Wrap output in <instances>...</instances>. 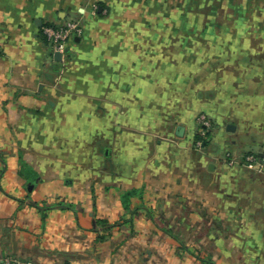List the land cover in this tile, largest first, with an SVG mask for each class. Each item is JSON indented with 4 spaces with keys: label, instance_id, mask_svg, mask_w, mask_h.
I'll list each match as a JSON object with an SVG mask.
<instances>
[{
    "label": "crops",
    "instance_id": "0c3cea01",
    "mask_svg": "<svg viewBox=\"0 0 264 264\" xmlns=\"http://www.w3.org/2000/svg\"><path fill=\"white\" fill-rule=\"evenodd\" d=\"M213 1L0 0V264H264V0Z\"/></svg>",
    "mask_w": 264,
    "mask_h": 264
},
{
    "label": "built area",
    "instance_id": "2783aa9c",
    "mask_svg": "<svg viewBox=\"0 0 264 264\" xmlns=\"http://www.w3.org/2000/svg\"><path fill=\"white\" fill-rule=\"evenodd\" d=\"M43 32L49 41L53 52L65 55L67 53V45L70 39L74 36H80L83 32V26L80 20L70 19L61 24H51L48 23L43 27ZM200 127L202 128L200 132L205 134L211 127L210 121L205 115H200L198 118ZM247 164L256 163L257 160L254 155H249L246 157ZM9 264H34L32 261H19Z\"/></svg>",
    "mask_w": 264,
    "mask_h": 264
},
{
    "label": "rangeland",
    "instance_id": "374dc122",
    "mask_svg": "<svg viewBox=\"0 0 264 264\" xmlns=\"http://www.w3.org/2000/svg\"><path fill=\"white\" fill-rule=\"evenodd\" d=\"M201 2V3H200ZM214 2L213 0H198V3L201 7H206L208 8L209 3L212 4ZM245 4H250V9L252 8V4L255 3V0H230L229 1V10L227 12L223 13H214L211 12L209 9V12H206L207 15H210L211 17H215L218 22L221 20H237V19H252L253 12L252 11H243V5ZM201 15L208 19V16L205 15L204 13H201ZM232 25V24H231ZM225 30V29H224ZM231 30H235V28H231Z\"/></svg>",
    "mask_w": 264,
    "mask_h": 264
},
{
    "label": "trees",
    "instance_id": "16d2710c",
    "mask_svg": "<svg viewBox=\"0 0 264 264\" xmlns=\"http://www.w3.org/2000/svg\"><path fill=\"white\" fill-rule=\"evenodd\" d=\"M133 192L134 191H128L125 196L128 197V196L132 195ZM205 261L209 263L208 259H206Z\"/></svg>",
    "mask_w": 264,
    "mask_h": 264
},
{
    "label": "water",
    "instance_id": "95a60500",
    "mask_svg": "<svg viewBox=\"0 0 264 264\" xmlns=\"http://www.w3.org/2000/svg\"><path fill=\"white\" fill-rule=\"evenodd\" d=\"M56 56H57V58H60L61 54L60 53H57Z\"/></svg>",
    "mask_w": 264,
    "mask_h": 264
}]
</instances>
